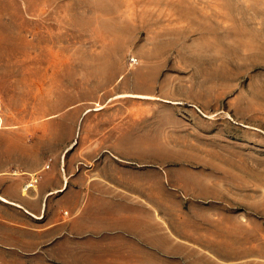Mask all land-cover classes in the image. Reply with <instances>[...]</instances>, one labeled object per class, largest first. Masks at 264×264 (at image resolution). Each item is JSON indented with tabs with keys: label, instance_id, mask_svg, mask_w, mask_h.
Segmentation results:
<instances>
[{
	"label": "rangeland",
	"instance_id": "374dc122",
	"mask_svg": "<svg viewBox=\"0 0 264 264\" xmlns=\"http://www.w3.org/2000/svg\"><path fill=\"white\" fill-rule=\"evenodd\" d=\"M126 92L159 99L116 97ZM129 113L135 123L145 113L151 136L160 129L167 141L130 158L247 161V174L263 179L247 193L258 190L264 205V0H0V142L9 166L94 161L96 125ZM20 176L8 169L4 179Z\"/></svg>",
	"mask_w": 264,
	"mask_h": 264
},
{
	"label": "crops",
	"instance_id": "0c3cea01",
	"mask_svg": "<svg viewBox=\"0 0 264 264\" xmlns=\"http://www.w3.org/2000/svg\"><path fill=\"white\" fill-rule=\"evenodd\" d=\"M194 105L213 118L203 103ZM134 117L96 125L94 161L12 168L0 142V251L17 254L0 255V264H264L262 194L247 193L263 179L247 174V161L134 160L130 151L167 145L160 129L151 136L145 113L138 123ZM8 169L22 176L7 182ZM36 172L41 179L25 192Z\"/></svg>",
	"mask_w": 264,
	"mask_h": 264
},
{
	"label": "built area",
	"instance_id": "2783aa9c",
	"mask_svg": "<svg viewBox=\"0 0 264 264\" xmlns=\"http://www.w3.org/2000/svg\"><path fill=\"white\" fill-rule=\"evenodd\" d=\"M49 166H50V163H48V164L46 165V168L49 167ZM41 177H42V173H41V172H36V173H34V175L31 177L30 181H28V182L25 184L24 188H25L26 190H29L30 188L35 187L36 184H38V182H39V180L41 179Z\"/></svg>",
	"mask_w": 264,
	"mask_h": 264
}]
</instances>
